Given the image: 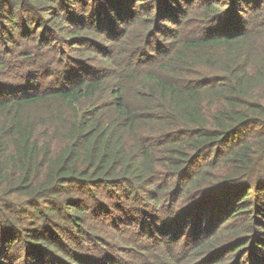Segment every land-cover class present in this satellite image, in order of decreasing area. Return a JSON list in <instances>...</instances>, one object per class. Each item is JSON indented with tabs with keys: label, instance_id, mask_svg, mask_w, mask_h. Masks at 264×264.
Here are the masks:
<instances>
[{
	"label": "trees",
	"instance_id": "obj_1",
	"mask_svg": "<svg viewBox=\"0 0 264 264\" xmlns=\"http://www.w3.org/2000/svg\"><path fill=\"white\" fill-rule=\"evenodd\" d=\"M0 264H264V0H0Z\"/></svg>",
	"mask_w": 264,
	"mask_h": 264
}]
</instances>
